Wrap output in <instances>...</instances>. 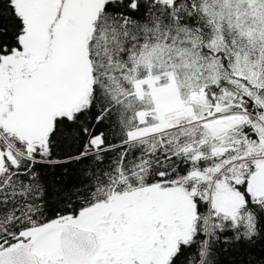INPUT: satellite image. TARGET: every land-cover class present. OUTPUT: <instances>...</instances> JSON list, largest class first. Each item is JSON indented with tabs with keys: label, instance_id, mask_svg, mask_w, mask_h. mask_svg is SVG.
Masks as SVG:
<instances>
[{
	"label": "snow or ice",
	"instance_id": "snow-or-ice-1",
	"mask_svg": "<svg viewBox=\"0 0 264 264\" xmlns=\"http://www.w3.org/2000/svg\"><path fill=\"white\" fill-rule=\"evenodd\" d=\"M0 264H264V0H0Z\"/></svg>",
	"mask_w": 264,
	"mask_h": 264
}]
</instances>
